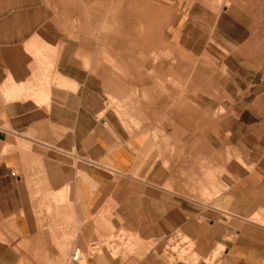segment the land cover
<instances>
[{"label": "crops", "instance_id": "crops-1", "mask_svg": "<svg viewBox=\"0 0 264 264\" xmlns=\"http://www.w3.org/2000/svg\"><path fill=\"white\" fill-rule=\"evenodd\" d=\"M179 1L187 12L197 6L215 15V42L225 46L216 55L224 82L205 91L225 100L202 104L194 81L198 113L188 139L166 129L155 138L127 134L118 118L104 116V76L74 67L71 53H58L43 74L26 52L39 44V9L0 0V264H40L41 252L55 264V246L83 247L104 234L105 222L141 241L179 231L199 256L220 246L214 264H264V0ZM202 125L214 127L209 144ZM179 153L191 164L179 166ZM74 251L69 264L83 260ZM154 253L107 264H181Z\"/></svg>", "mask_w": 264, "mask_h": 264}, {"label": "rangeland", "instance_id": "rangeland-1", "mask_svg": "<svg viewBox=\"0 0 264 264\" xmlns=\"http://www.w3.org/2000/svg\"><path fill=\"white\" fill-rule=\"evenodd\" d=\"M22 1L39 9L40 24L32 36L39 44L28 46L30 52H26L36 59L41 72L53 69L52 59L58 53H71L76 68L81 66L94 75L98 69L104 76V94L99 93L105 106L104 116L118 118L129 135L141 132L155 138L166 129L180 139H188L193 133L192 114L198 113L193 103L194 81L202 88V104H207L210 96L225 100L224 95L205 93L214 80L217 86L224 82L221 76L225 75V67L216 61V55L225 53V46L222 38L218 39L221 46L215 42V15L200 13L197 6L187 12L179 0ZM211 1L213 5L218 3ZM176 71L184 76H178ZM89 80L93 89L98 87L99 91L97 79ZM152 117L159 124L151 125ZM178 117H185L183 125ZM207 117L208 111L202 109L201 121ZM200 129L202 144H209L204 137L215 134L214 127L202 125ZM177 145L184 147L185 142ZM177 155L174 161L179 166L191 164L185 154ZM204 165L202 160L201 166ZM104 227V234H95L83 247L73 243L55 246L59 253L62 250L55 264H69L71 257L74 260V249H81L83 258L76 264H92L94 259L107 264L108 259L115 257L121 262H134L150 250L168 263L214 264L223 254L222 247L217 246L199 256L193 240L179 231L163 240L141 241L123 228H112L107 222ZM40 258V264H51L48 253L41 252Z\"/></svg>", "mask_w": 264, "mask_h": 264}]
</instances>
